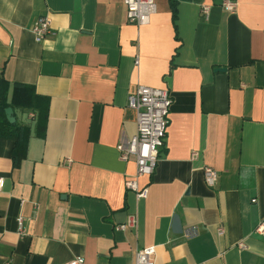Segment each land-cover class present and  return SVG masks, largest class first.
Here are the masks:
<instances>
[{
	"label": "crops",
	"instance_id": "0c3cea01",
	"mask_svg": "<svg viewBox=\"0 0 264 264\" xmlns=\"http://www.w3.org/2000/svg\"><path fill=\"white\" fill-rule=\"evenodd\" d=\"M175 1L174 15L172 0H156L139 26L123 0H0L5 98L14 83L49 98L46 134L33 129L21 160L0 136V264H135L149 246L156 264H264V0L233 11ZM41 16L51 33L38 41ZM139 84L172 100L143 199L126 187L135 159L118 149L137 131L128 97ZM12 109L34 128L35 112ZM205 166L219 171L216 188ZM130 214L136 226L118 228Z\"/></svg>",
	"mask_w": 264,
	"mask_h": 264
},
{
	"label": "built area",
	"instance_id": "2783aa9c",
	"mask_svg": "<svg viewBox=\"0 0 264 264\" xmlns=\"http://www.w3.org/2000/svg\"><path fill=\"white\" fill-rule=\"evenodd\" d=\"M126 6V15L129 22L137 25L148 24L153 14L156 13V0H123ZM223 5L226 9L233 11L236 8L235 0H224ZM210 6L203 4L201 6V14L204 17L209 16ZM38 41L46 38L51 33V20L49 16H41L35 20L32 25ZM138 59H136V64ZM171 97L166 89L155 88L143 84H139L137 88L129 94V107L137 113V131L129 139L127 143L118 145L120 159L126 161L130 157H134L136 162V174L133 178L126 181V187L135 192L138 199L148 196V187L141 186L139 179L142 176H150L153 174L161 149L164 147L166 139V131L168 126V114L171 106ZM204 180L206 184L212 188H216L219 184V171L212 166H205L203 169ZM5 181L0 177V191L4 187ZM137 223L135 214H130L126 223L118 226L120 229L128 227L134 228ZM264 235V223H261L257 229ZM18 232L20 236L26 234L24 218H18ZM220 233L223 230L220 229ZM245 247L243 242L239 244ZM155 247L139 248L136 252L135 264H156L155 263ZM84 258L77 256L67 264H83Z\"/></svg>",
	"mask_w": 264,
	"mask_h": 264
},
{
	"label": "trees",
	"instance_id": "16d2710c",
	"mask_svg": "<svg viewBox=\"0 0 264 264\" xmlns=\"http://www.w3.org/2000/svg\"><path fill=\"white\" fill-rule=\"evenodd\" d=\"M171 7L175 15V0H172ZM5 83L6 80L2 78L0 80V136L14 139L13 157L17 161L24 157L33 129L38 137L45 136L49 116V98L38 94L33 85L14 83L11 98L8 101L3 91ZM9 106L35 112L34 128L27 124L10 123L5 113Z\"/></svg>",
	"mask_w": 264,
	"mask_h": 264
},
{
	"label": "water",
	"instance_id": "95a60500",
	"mask_svg": "<svg viewBox=\"0 0 264 264\" xmlns=\"http://www.w3.org/2000/svg\"><path fill=\"white\" fill-rule=\"evenodd\" d=\"M217 70L223 71L226 70V68H218ZM7 119L9 120V122L14 123L15 122V118H14V113H13V109L12 107H7L5 110Z\"/></svg>",
	"mask_w": 264,
	"mask_h": 264
}]
</instances>
